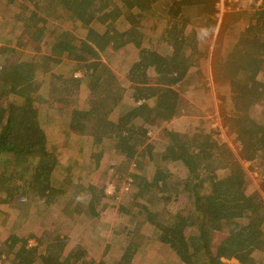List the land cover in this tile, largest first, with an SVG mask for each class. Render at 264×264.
Masks as SVG:
<instances>
[{"label":"trees","instance_id":"16d2710c","mask_svg":"<svg viewBox=\"0 0 264 264\" xmlns=\"http://www.w3.org/2000/svg\"><path fill=\"white\" fill-rule=\"evenodd\" d=\"M29 1L32 8L27 18L22 22L18 16V20L31 30L30 37L36 43L46 35L51 37L46 42L47 55L42 61H33L36 71L48 78L47 91L43 80H27L21 51L13 50L7 56L6 48L0 49V100L4 99L0 104V204L15 206L23 196L32 194L49 206L60 195L68 197V188L76 194L82 186L72 182L70 166L62 167L65 177L54 183V172L61 165L55 148L50 146L38 106L54 105L82 122L83 132L91 134L95 143L112 140L126 157L145 155L146 151L140 148L147 140L148 124L170 121L178 114L179 93L174 86L187 77L192 66L199 65L202 48L196 42L192 44L196 31L188 26L194 19L200 31L212 33L217 27L218 0H164L169 3L162 8L168 15V25L153 37L152 48L143 46L153 30L147 20L155 16L156 5L163 0ZM43 11L45 17L38 13ZM49 13L61 14L66 25L85 27L84 39L77 44L72 30L48 25ZM247 14L248 25L238 33L230 52L222 55L216 45L210 57L213 81L229 84L230 102L221 110V120L228 133L235 134V154L226 141L212 137V131L189 134L174 130L169 132L168 143L161 152L147 151L148 162L158 156L154 174L148 180L146 176L139 177L138 191L161 187V192L170 193L168 197L160 196L168 202L185 195V205L172 219L165 223L152 220L156 239L184 264H219L220 257H235L242 264H253V252H264V175L259 178L257 191L249 194L251 183L244 166V162L254 163L264 152V120L257 117L258 108L264 103V81L258 77L264 63V8ZM118 20L123 28H118ZM187 27L190 30L185 33ZM229 29L230 21L224 17L216 42ZM17 39L24 45L21 37ZM129 44L138 52L128 65L122 84V78L101 54L108 48L116 52ZM64 57L82 63L84 78L52 70ZM154 72L156 83L150 81ZM82 82L90 93L83 105L78 101ZM126 92L131 103L124 99ZM139 100L143 102L137 104ZM161 161L178 162L185 170L184 176L172 183L170 175L160 168ZM131 175L132 184L136 185L137 177ZM96 198L90 196L85 206L84 212L92 217L98 215ZM215 232L224 237L213 251ZM29 236L12 233L8 237L5 252L15 249L18 264H87L79 263L85 254L83 248L69 250L63 257L67 238L59 239L57 235V248L38 254L35 247L28 246ZM134 251L135 248L131 254L126 249L123 257L131 261ZM2 254L0 250V257Z\"/></svg>","mask_w":264,"mask_h":264},{"label":"rangeland","instance_id":"374dc122","mask_svg":"<svg viewBox=\"0 0 264 264\" xmlns=\"http://www.w3.org/2000/svg\"><path fill=\"white\" fill-rule=\"evenodd\" d=\"M2 1L0 49L6 48L7 56L13 50L21 51L23 72L28 77L27 80L34 78L43 80L44 91H47L48 78L40 71H36L33 61L35 58L39 61L44 59L48 53L46 42L51 41V37L46 35L40 43H36L30 37L31 30L24 28L25 25L22 22L32 8L29 0ZM167 1H159L155 16L147 20V23L152 25L151 35L153 36L145 37L144 47L152 48L153 37L156 38L168 25V15L162 9L168 6ZM255 8L254 0H218L215 13L217 27L212 33L209 32L210 30L200 31L201 28L195 25V20H191L188 27L192 26L196 31V39L192 44L196 42L202 48L199 65L192 66L187 77L174 86L179 93L178 114L170 121H154L148 124L147 140L144 147L140 148L146 151L145 155L138 153L139 155L135 154L131 158L126 157L123 152H119L114 147L115 141L112 140L104 139L101 143H95L91 134L83 132L82 122L72 119L69 114H63V111L54 105L50 107L48 103H41L38 106L50 146L55 148L61 165V168L57 167L54 172V183L58 182L56 179L62 180L65 177L62 167L70 166V172H68L72 182L79 183L82 188L76 194L73 188H68V197L66 194L60 195L49 206L32 194L23 196V199H20L15 206L0 204V250L3 252L0 264H18L15 249L5 252L9 245L8 237L12 233L19 237L30 234L28 246L35 247L38 254L55 250L57 235L59 239L67 238L68 243L63 257L69 250L85 248V254L79 263L111 264L110 259H105L107 253L112 262L116 260V264H184L172 255L166 245L156 239L152 220L158 219L165 223L172 219L173 215L185 205V195L168 202L160 196L168 197L170 193L161 192V187L154 186L138 191L139 177L146 176L148 180L154 174L159 163L158 156H154V161L148 162L147 151L151 149L154 154L161 152L168 143L169 132L174 130L189 134L212 131V137L226 141L235 154L238 143L235 140V134H229L221 120V110L227 108L230 102L229 94H227L229 84L226 81H218V83L213 81L210 57L212 48L216 45L222 55L230 52L238 33L248 25L247 12L251 14L256 11ZM38 13L46 16L44 11ZM18 16H21L22 24ZM47 16L50 17L48 25L55 24L57 27L72 30L78 39L77 44L84 39L86 30L82 25H66L64 20H61L63 16L59 13H53V16L49 13ZM238 16L241 18H237ZM224 17L230 21V29L225 31L219 42H216L219 38V26ZM119 21H117L118 28H123V23ZM188 27L185 33L190 30ZM19 36L24 45L18 43ZM137 52L138 49L129 44L116 52L108 48L101 56L122 78L123 84L126 69L131 60L136 58ZM262 69H264V63ZM1 70H3L2 67ZM52 70L57 74L70 75L79 79L84 78L86 72L82 63L65 57L54 65ZM81 73L83 76H80ZM258 77L264 81V70ZM157 79V74L152 73L150 81L156 83ZM89 94L88 86L82 82L78 95L79 104L82 102V105L85 104ZM127 95L128 92L124 99L126 103H131V98ZM3 100V98L0 100V104ZM142 102L143 100H139L137 104ZM257 112H259L258 119L263 121L264 103L259 106ZM159 165L166 174L170 175L172 183L175 182L174 179L182 178L185 174L183 166L178 162L161 161ZM244 166L247 168L252 185L248 190L251 194L257 191L259 178L264 175V152L260 158H256L254 163L247 161L244 162ZM131 174L137 177L136 185L132 184L134 179ZM90 196L97 197L95 206L98 215L95 217L84 212ZM65 205L68 207L65 208ZM223 237L224 234L215 232L212 242L213 251ZM132 247L135 248L133 261L121 258V252L125 253L127 248L131 250ZM119 256L120 259H118ZM252 256L256 262L259 260L264 264V252L254 251ZM218 260L219 264L222 262L242 264L240 259L235 257L227 261ZM36 264H41V261Z\"/></svg>","mask_w":264,"mask_h":264},{"label":"crops","instance_id":"0c3cea01","mask_svg":"<svg viewBox=\"0 0 264 264\" xmlns=\"http://www.w3.org/2000/svg\"><path fill=\"white\" fill-rule=\"evenodd\" d=\"M262 70H264V69H262ZM262 73V71L260 72V74ZM81 248H83L84 250H85V248L84 247H81ZM128 249V248H127ZM132 251H133V247H132V249H131V254H132ZM134 253H135V251H134ZM133 253V254H134ZM123 255H124V252L122 251L121 252V254H120V256H121V258H126V257H123ZM172 255H174L173 253H172ZM120 256H119V258L118 259H120ZM130 256V255H129ZM134 255H132V257H133ZM132 257H130L131 259H129V260H132L133 261V258ZM174 257V256H173ZM175 257H176V255H175ZM108 258V260L110 259V262H111V264H116V260H115V262H112L113 260L110 258V256L106 253V258L105 259H107ZM258 259H259V257H257ZM128 259V258H127ZM219 259H224V260H229V259H226V258H223V257H220ZM232 259H234V258H232ZM235 261H237L236 259H235ZM102 264H106V263H103V262H101ZM100 263V264H101ZM222 264H224L223 262H222ZM253 264H263V263H260V261L258 260L257 262L256 261H254V263Z\"/></svg>","mask_w":264,"mask_h":264},{"label":"built area","instance_id":"2783aa9c","mask_svg":"<svg viewBox=\"0 0 264 264\" xmlns=\"http://www.w3.org/2000/svg\"><path fill=\"white\" fill-rule=\"evenodd\" d=\"M254 6L256 7L255 10H259V9L264 8V0H254ZM80 76H83V74L81 73ZM263 196H264V194H263Z\"/></svg>","mask_w":264,"mask_h":264}]
</instances>
